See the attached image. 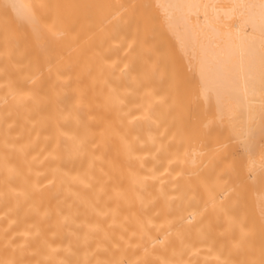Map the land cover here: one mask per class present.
I'll return each mask as SVG.
<instances>
[{
	"label": "bare ground",
	"instance_id": "6f19581e",
	"mask_svg": "<svg viewBox=\"0 0 264 264\" xmlns=\"http://www.w3.org/2000/svg\"><path fill=\"white\" fill-rule=\"evenodd\" d=\"M0 0V264H264V0Z\"/></svg>",
	"mask_w": 264,
	"mask_h": 264
},
{
	"label": "rangeland",
	"instance_id": "374dc122",
	"mask_svg": "<svg viewBox=\"0 0 264 264\" xmlns=\"http://www.w3.org/2000/svg\"><path fill=\"white\" fill-rule=\"evenodd\" d=\"M83 7H86V4H85V0H81V8H80V14H79V17L82 18L83 17V11H82V8Z\"/></svg>",
	"mask_w": 264,
	"mask_h": 264
}]
</instances>
